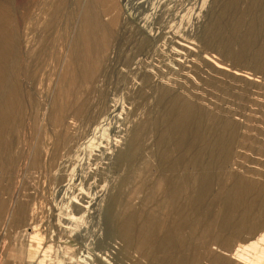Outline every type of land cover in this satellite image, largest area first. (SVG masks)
<instances>
[{"label": "rangeland", "instance_id": "obj_1", "mask_svg": "<svg viewBox=\"0 0 264 264\" xmlns=\"http://www.w3.org/2000/svg\"><path fill=\"white\" fill-rule=\"evenodd\" d=\"M123 2L0 0V264H264V0Z\"/></svg>", "mask_w": 264, "mask_h": 264}, {"label": "bare ground", "instance_id": "obj_2", "mask_svg": "<svg viewBox=\"0 0 264 264\" xmlns=\"http://www.w3.org/2000/svg\"><path fill=\"white\" fill-rule=\"evenodd\" d=\"M129 0H124L123 2V8L127 6ZM173 2V1H172ZM136 3V2H135ZM167 3V2H166ZM153 4V2H152ZM165 4V2H164ZM170 4V3H169ZM175 6V5H174ZM177 6V5H176ZM163 8V7H162ZM165 8V7H164ZM169 8V7H168ZM172 9V8H171ZM162 10V9H161ZM164 10V9H163ZM143 11V10H142ZM168 11V9H167ZM172 11V10H171ZM174 11V10H173ZM169 12V11H168ZM134 13V12H133ZM137 13V12H136ZM166 13V12H165ZM172 13V12H171ZM149 14V13H148ZM170 15V14H169ZM151 16V15H150ZM155 16V15H154ZM164 16V15H163ZM149 17V16H148ZM166 17V16H165ZM170 17V16H169ZM150 18V17H149ZM154 18V17H153ZM142 19V18H141ZM163 19V18H162ZM158 20V19H157ZM156 20V21H157ZM146 21V20H145ZM154 22V21H153ZM166 22V21H165ZM162 23V22H161ZM145 24V23H144ZM143 24V25H144ZM149 25V24H148ZM162 26V25H161ZM145 27V26H144ZM147 29V28H146ZM160 29V28H159ZM163 29V27H162ZM157 32V31H156ZM147 33V32H146ZM148 34V33H147ZM152 34V33H151ZM150 34V35H151ZM147 41V40H146ZM154 40H151V38L148 40V42H151ZM169 46V45H168ZM173 49V48H172ZM168 52V51H167ZM176 55H177V51H175ZM179 55V54H178ZM149 57V56H148ZM152 57V56H151ZM169 57V56H168ZM141 59V58H140ZM168 59V58H167ZM145 60V59H144ZM138 61V60H137ZM138 63V62H137ZM139 64V63H138ZM137 65V64H136ZM135 65V66H136ZM115 111L111 112V114L107 117H104L98 125L94 126L91 129L90 134L87 136V138L85 139V141L80 144L77 148V153L78 155L75 156L76 159V163L75 166L72 168L71 172L68 175V179L66 180V184L63 187V191H62V195L63 197L61 198L62 203L66 206V208L71 209V203H72V192L70 193V195L67 198H64L65 194L67 191H72L74 185H76V180L79 179V177L81 175L85 174V170L88 171V169L93 165V163H90L87 161V159H89V156L92 154L93 150H97L100 154L101 157L104 156V154L109 150L108 148H104V151L100 152L99 148H101L103 145L101 144V138L100 136H102V132H108L107 130V124L110 123L111 119L113 116H111L112 114H114ZM114 118V117H113ZM112 125V124H111ZM113 145V144H112ZM88 173V172H87ZM60 179H62V177H60ZM74 201V200H73ZM61 207V206H60ZM65 215V214H64ZM72 222V221H71ZM63 225V224H61ZM66 229V228H65ZM57 231V230H56ZM70 233L71 230H70ZM71 236V235H70ZM67 239V238H65ZM69 239V238H68ZM71 239V238H70ZM256 239V238H255ZM76 240V239H75ZM251 240V239H250ZM68 241V240H65ZM72 241V240H71ZM228 241V239H227ZM230 239L229 242H226L225 247L228 248L230 246ZM74 242V241H73ZM71 242V243H73ZM65 243V242H64ZM77 243V241L75 242ZM211 243V242H210ZM229 243V244H228ZM264 244V231L261 233L260 237H257V240H252L250 242H248V244L244 245L242 249H236V252H240V255L244 254L245 252H257V251H263V249L259 246V244ZM64 250V249H63ZM226 251H228L226 249ZM61 258H63L62 256H60ZM259 259V257H258ZM261 260V259H260ZM216 263V262H215ZM213 264V262H212ZM216 264H221V263H216Z\"/></svg>", "mask_w": 264, "mask_h": 264}]
</instances>
